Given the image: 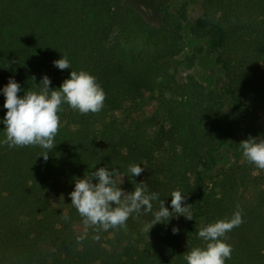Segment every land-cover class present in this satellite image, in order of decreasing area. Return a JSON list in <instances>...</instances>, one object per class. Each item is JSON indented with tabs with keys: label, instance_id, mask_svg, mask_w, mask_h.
Listing matches in <instances>:
<instances>
[{
	"label": "trees",
	"instance_id": "16d2710c",
	"mask_svg": "<svg viewBox=\"0 0 264 264\" xmlns=\"http://www.w3.org/2000/svg\"><path fill=\"white\" fill-rule=\"evenodd\" d=\"M200 1L196 20L183 7L153 26L124 0H0V141L10 78L23 96L45 75L57 89L72 70H84L106 92L98 113L62 105L47 161L40 146L0 143V264H187L183 255L205 244L199 229L231 217L237 205L244 223L227 233L234 250L225 264H264V170L239 146L250 135L264 137V0ZM183 23L209 40L222 74L217 94L179 80ZM62 54L72 68L54 66ZM159 113L168 128L160 127ZM227 144L239 163L215 171L214 155ZM132 164L144 172L131 178ZM105 166L119 170L125 191H134L133 180L147 182L169 211L171 192L180 188L192 205L188 227L174 234L173 213L150 230L151 240L140 241L134 236L153 219L141 212L126 229H85L70 193L77 178ZM250 185L259 188L254 205L241 194Z\"/></svg>",
	"mask_w": 264,
	"mask_h": 264
},
{
	"label": "clouds",
	"instance_id": "9594fccd",
	"mask_svg": "<svg viewBox=\"0 0 264 264\" xmlns=\"http://www.w3.org/2000/svg\"><path fill=\"white\" fill-rule=\"evenodd\" d=\"M60 70L71 67L67 54L53 62ZM35 80V77L32 78ZM38 90H27L23 96H18L22 91L21 85L10 78L2 91L5 96L4 108L7 109L2 123L5 125L6 139L0 143L9 148L40 146L48 150L42 156L47 161L48 153L54 149L55 137L61 127V117L58 113L64 109L63 104H68L73 110L81 114L98 113L102 110L106 100V92L97 83L95 76L87 71L72 70L70 78L63 81L57 89L50 87L51 80L45 75L37 84ZM243 157L256 168L264 170V137H252L239 144ZM41 156V155H40ZM145 168L138 164L128 167L130 177L140 176ZM121 173L115 167H101L85 174L83 179L75 180V189L70 193L71 205L75 207L82 218L85 229L93 228L96 232L101 230L125 228L126 221L135 213H152L153 219L146 225L149 231L157 224L169 221L175 213L176 217L183 215L191 220V204H187V195L180 188L171 192L172 211L165 206L159 193L150 191L145 181L136 183L134 191H125L118 180ZM96 181V182H94ZM158 201V210L153 211V202ZM237 211L231 217H225L202 226L198 237L205 244L203 247L191 248L183 256L187 264H225L231 259L233 246L228 243L227 233L244 223L242 210L237 205ZM64 219H69L67 213ZM179 228H173L177 234ZM78 241L81 239L77 238ZM95 239H99L96 236Z\"/></svg>",
	"mask_w": 264,
	"mask_h": 264
},
{
	"label": "rangeland",
	"instance_id": "374dc122",
	"mask_svg": "<svg viewBox=\"0 0 264 264\" xmlns=\"http://www.w3.org/2000/svg\"><path fill=\"white\" fill-rule=\"evenodd\" d=\"M124 3L153 26H160L165 15H176L183 7L187 9L188 17L191 20L201 17L203 10L200 0H124ZM181 33L184 36L186 48L180 56L182 65L178 72L179 80L187 83L189 79H192L205 93L217 94L222 84V74L214 64V56L209 49L208 38L193 35L186 23L182 24ZM148 110L156 112V108L153 106H150ZM118 116L123 117L122 114H118ZM246 116L247 119L255 120L250 114ZM158 118L160 127L168 128L166 116L159 113ZM214 158L215 171L227 169L239 163L234 158L232 148L228 144L216 151ZM157 159H162V156L158 155ZM258 192L259 188L251 185L241 190L242 197L248 205L256 203ZM174 219V228H179V232H183L188 227L189 219L183 215L175 216ZM134 238L140 241L151 240L150 231L149 233L146 231V225L140 227V236L135 235Z\"/></svg>",
	"mask_w": 264,
	"mask_h": 264
}]
</instances>
